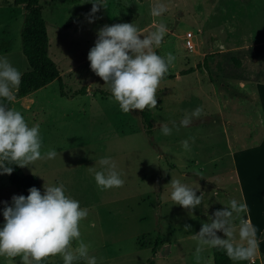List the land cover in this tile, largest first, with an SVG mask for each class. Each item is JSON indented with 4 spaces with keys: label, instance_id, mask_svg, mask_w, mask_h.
I'll list each match as a JSON object with an SVG mask.
<instances>
[{
    "label": "rangeland",
    "instance_id": "1",
    "mask_svg": "<svg viewBox=\"0 0 264 264\" xmlns=\"http://www.w3.org/2000/svg\"><path fill=\"white\" fill-rule=\"evenodd\" d=\"M94 2H39L46 22L48 55L61 74V91L69 96L95 85L90 92L100 89L110 93L88 60L102 27L135 23L144 29L163 22L168 32L155 50L161 56L171 52L176 60L160 83L157 107L145 109L150 113L152 135H146L139 110L123 113L118 103L110 102V96L99 94L61 98L60 84L54 81L32 94L35 106L25 111V120L29 126L39 123L42 151L55 149L57 157L36 161L22 170L38 181L42 192L45 183H62L66 195L89 210L80 223L81 239L90 245L89 255L96 257L97 264H148L150 260L154 264H213V247L205 246L197 257L198 242L191 236L215 211L236 199L234 193L221 190L224 181L220 174L228 173L221 168L222 151L225 137L242 132V141L252 139L248 137L252 132L249 127L260 120L254 102L238 104L231 98L238 96L234 91H240L232 81L251 79L256 51L252 45H264V0H106L107 8L101 7L90 23L88 14ZM158 2L166 4L168 11L154 18L150 8ZM24 15L23 6L0 0V37L5 38L0 42L10 48L14 66L21 72L28 70L21 50ZM187 33H192L193 51L185 47ZM68 55L78 64L69 73L63 71L66 66L62 62ZM221 88L229 98L222 97ZM226 101H231V112ZM197 107L203 108L201 116L189 127L180 126L185 114ZM164 123L172 129L170 135L161 132ZM190 137L195 141L189 140L190 150H185L181 141ZM103 157L116 163L125 181L122 187L101 190L97 186L89 168L101 170L98 161ZM172 178L198 191L197 195L204 193L202 204L193 212L170 199L171 188L166 186ZM14 195L18 193L8 175H0V228L5 223V202L11 205ZM238 222L239 218L235 220ZM185 225H191L190 232L184 231ZM158 237L162 245L153 256L151 250ZM51 262L63 264L60 256L52 257ZM0 264L9 262L0 257ZM12 264H20V258Z\"/></svg>",
    "mask_w": 264,
    "mask_h": 264
},
{
    "label": "clouds",
    "instance_id": "2",
    "mask_svg": "<svg viewBox=\"0 0 264 264\" xmlns=\"http://www.w3.org/2000/svg\"><path fill=\"white\" fill-rule=\"evenodd\" d=\"M106 7V0L92 3L88 14L89 22H94L100 8ZM168 7L155 3L150 8L152 17H160ZM168 32L165 23L154 22L150 27L140 29L135 23L105 25L97 33L95 46L88 54L92 72L100 77L110 90V102L118 103L123 113L157 107V91L161 81L169 72L176 57L168 52L161 56L156 52L164 42ZM23 73L15 67L7 56H0V175H11L12 165L20 168L42 159L57 157L55 149L42 151L43 139L40 125L32 126L26 122L21 111L9 107L15 99L22 81ZM95 85H90L89 90ZM4 101H7L5 103ZM203 108L197 107L186 113L180 126L189 127L194 118H199ZM173 122V127H175ZM164 135H170L168 124L160 125ZM195 137L181 141L185 150ZM95 167L94 179L101 190L120 188L125 181L117 171L116 163L109 157L100 158ZM30 168V167H29ZM170 199L189 212H193L204 200V193L179 179L172 178L169 185ZM247 205L230 199L227 206L215 211L211 219L202 224L198 233L191 238L196 240L195 255L199 257L205 246L223 249L233 261H250L254 264L259 249L257 229L245 218ZM89 215L87 208L65 193V187L44 184L43 193L36 187L29 189L27 197L14 195L11 205L5 202L3 209L4 225L0 228V257L12 264L16 257L20 264H43L49 257L60 256L63 264H97L95 256L89 255L90 245L81 239L80 223ZM239 218V223L235 220ZM184 231L190 232L191 225ZM222 233L223 236L219 235ZM76 241V246L73 242Z\"/></svg>",
    "mask_w": 264,
    "mask_h": 264
},
{
    "label": "crops",
    "instance_id": "3",
    "mask_svg": "<svg viewBox=\"0 0 264 264\" xmlns=\"http://www.w3.org/2000/svg\"><path fill=\"white\" fill-rule=\"evenodd\" d=\"M0 40L4 41L5 38L0 37ZM252 47H254V49L256 48V51L252 55L251 65L253 72L251 74V79L248 81H232L233 85L237 84L240 91L238 93L235 91L233 92L238 96H232L231 101L236 100L238 104L247 103L248 100H250L251 103L254 102L253 106L257 107L260 120L255 125L249 127L252 132H250L248 137L252 139L246 142L242 141L243 138L240 136L242 132L235 136L225 137V148L222 151L223 161L221 168L224 172V168L228 169V173H221L220 175L224 181L223 185H221V190H228L226 193L229 195L234 193L236 195V200L247 205L244 216L250 219L251 224L257 229L256 236L259 241V249L254 264H264V45L257 42V44L255 46L252 45ZM9 50L10 48H8L6 44L0 42V56H7L14 65ZM55 54L57 55L56 51ZM71 55L62 59L63 64L66 66L63 71L68 73L78 66V64L74 63V56ZM59 75L61 74L59 73ZM50 84L41 88V90H44ZM96 90L97 89H94V91L90 92V90L86 88V95L78 97L92 98L95 94H98ZM35 92L37 93L38 90ZM35 92L32 94L35 95ZM32 94L23 98H16L11 103L12 107H15L17 110L20 111L23 109L21 113L23 112V116L26 120L25 111H30L33 106H35V100L33 101ZM220 94L224 98H229V93L222 88L220 89ZM60 97L74 99L63 97L61 94ZM231 101H226V108H230L229 105ZM20 104L22 109L19 108ZM228 110L231 112L233 108ZM228 127L229 125L227 128ZM249 263L252 264V262Z\"/></svg>",
    "mask_w": 264,
    "mask_h": 264
},
{
    "label": "trees",
    "instance_id": "4",
    "mask_svg": "<svg viewBox=\"0 0 264 264\" xmlns=\"http://www.w3.org/2000/svg\"><path fill=\"white\" fill-rule=\"evenodd\" d=\"M40 0H13L15 6H23L25 9L24 21L21 28V50L28 63V70L23 73L22 81L19 86L16 98L26 97L33 92L45 87L51 82L57 80L60 82V75L55 62L48 55L49 40L46 30V22L42 16V8L39 4ZM238 64V63H237ZM193 70L188 71L191 73ZM62 90L60 84V91ZM96 92L102 97H108L111 94L100 89ZM86 95V87L72 92L69 96L61 91L63 97H78ZM7 103V101H4ZM12 107L11 104L8 105ZM139 116L142 121L143 128L147 136L152 135V124L150 121V113L140 112ZM13 173L9 176L11 186L16 190L18 195L27 197L29 189L36 187L41 192L38 181L30 175L23 172L22 168L12 165ZM43 193V192H42ZM264 234V232H263ZM160 238H156L155 244L151 250L152 255L156 254V248L161 246ZM213 264H232L231 259L225 251L220 248H212ZM51 258L43 262V264H52ZM148 264H154L150 260Z\"/></svg>",
    "mask_w": 264,
    "mask_h": 264
},
{
    "label": "built area",
    "instance_id": "5",
    "mask_svg": "<svg viewBox=\"0 0 264 264\" xmlns=\"http://www.w3.org/2000/svg\"><path fill=\"white\" fill-rule=\"evenodd\" d=\"M193 36L192 33H187L186 34V42H185V47L189 50V51H193L194 50V43L192 40Z\"/></svg>",
    "mask_w": 264,
    "mask_h": 264
},
{
    "label": "bare ground",
    "instance_id": "6",
    "mask_svg": "<svg viewBox=\"0 0 264 264\" xmlns=\"http://www.w3.org/2000/svg\"><path fill=\"white\" fill-rule=\"evenodd\" d=\"M194 49H195V47H194Z\"/></svg>",
    "mask_w": 264,
    "mask_h": 264
}]
</instances>
